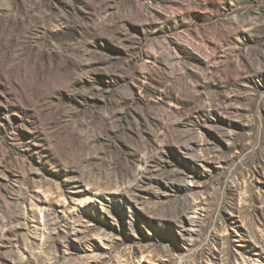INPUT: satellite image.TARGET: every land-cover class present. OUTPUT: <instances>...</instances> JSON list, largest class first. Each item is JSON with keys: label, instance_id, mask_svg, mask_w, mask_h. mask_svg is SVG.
Returning <instances> with one entry per match:
<instances>
[{"label": "rangeland", "instance_id": "rangeland-1", "mask_svg": "<svg viewBox=\"0 0 264 264\" xmlns=\"http://www.w3.org/2000/svg\"><path fill=\"white\" fill-rule=\"evenodd\" d=\"M0 264H264V0H0Z\"/></svg>", "mask_w": 264, "mask_h": 264}]
</instances>
